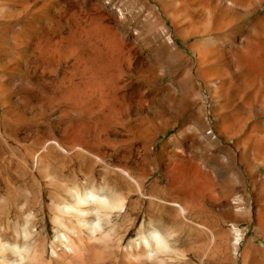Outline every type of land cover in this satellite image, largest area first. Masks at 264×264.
Here are the masks:
<instances>
[{"label":"rangeland","instance_id":"1","mask_svg":"<svg viewBox=\"0 0 264 264\" xmlns=\"http://www.w3.org/2000/svg\"><path fill=\"white\" fill-rule=\"evenodd\" d=\"M105 1L123 16L143 7ZM59 2L0 0V264H75L77 255L82 264H264V64H221L225 33L199 45L177 38L179 53L143 41L107 118L89 115L48 88V70L21 64L34 63V47L40 69L54 52L57 33L36 32ZM147 25L145 34L160 31Z\"/></svg>","mask_w":264,"mask_h":264},{"label":"bare ground","instance_id":"2","mask_svg":"<svg viewBox=\"0 0 264 264\" xmlns=\"http://www.w3.org/2000/svg\"><path fill=\"white\" fill-rule=\"evenodd\" d=\"M141 1H143V7L140 11H134L133 8L134 12L130 11L132 15L129 13L130 16L127 14L123 16V14L118 15L113 10H109L105 0H72V10L68 0H61L52 7L50 17L42 21V28L36 32L38 35L46 34L49 38L51 34L57 33L54 52L50 51L46 63L40 69L43 58L37 54V47H34L30 49L31 52H34L31 53V60L34 63L21 62L22 66H27V71L35 74H38L42 69L45 72L48 70L49 76L46 80L48 88L58 89L61 93L60 96L72 103L84 102L85 109L90 111L89 115L94 113L106 119L110 95L113 92H120L126 84L128 61L144 55L143 41L159 40L160 45L164 44L168 49H175L179 53L177 38H181L183 42H188L187 39L193 36L196 42H192L193 45H199L202 41L218 38L225 33L230 37L225 42L229 49L223 50L222 47L221 52L218 53L217 59L221 61V64L228 63L233 68V64L239 61L247 64L250 72L254 71L260 63L264 64L262 58L258 57L260 48L264 47V31L253 29L257 22L264 20V15L252 16L257 10L264 7V0ZM151 1H155L156 4L151 3ZM145 10L148 12L145 13ZM143 15L145 16L144 19ZM123 17H131L137 24L133 27L126 25ZM239 21H243V23L237 30L234 27L238 25ZM148 23L157 25L160 31L145 34V27H149ZM235 24L237 25L234 26ZM37 34L33 36V39L38 37ZM162 35L166 37V41L163 40ZM34 45H37L35 41L33 42ZM198 48V52L194 56L200 64H203L202 61L207 57V52L201 47ZM47 51L49 53V50ZM35 77V80L39 79V77ZM24 80L29 83L32 82L31 77H26ZM77 92L82 95V98L76 96ZM69 93L74 96L69 95ZM225 104V102L222 103L221 109L225 110ZM229 122L230 120L226 118L223 120L225 127H229ZM197 129L202 131L201 124ZM92 196L98 199H106L95 194ZM232 210L234 209L230 204L228 212H232ZM148 234L152 237L151 239L162 240V236L156 229ZM236 237L238 240V230ZM145 242L148 244V240L145 239ZM95 249L92 248L89 252L93 254L97 251L94 252ZM142 253L141 257L146 259L153 252L148 250ZM77 256L75 257V264H82L81 257ZM88 264H93L92 257H90ZM140 264H145V261H141Z\"/></svg>","mask_w":264,"mask_h":264}]
</instances>
